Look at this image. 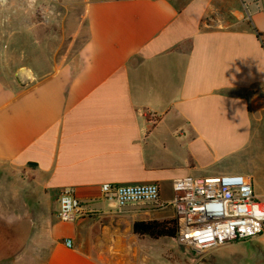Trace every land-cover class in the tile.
I'll return each mask as SVG.
<instances>
[{
	"label": "crops",
	"instance_id": "0c3cea01",
	"mask_svg": "<svg viewBox=\"0 0 264 264\" xmlns=\"http://www.w3.org/2000/svg\"><path fill=\"white\" fill-rule=\"evenodd\" d=\"M176 1L81 0L76 55L25 86L6 83L0 50V221L26 237L0 264H130L133 223L174 219V180L224 175L251 146L264 0ZM106 183L155 184L159 203L120 208ZM64 189L80 204L70 223Z\"/></svg>",
	"mask_w": 264,
	"mask_h": 264
},
{
	"label": "rangeland",
	"instance_id": "374dc122",
	"mask_svg": "<svg viewBox=\"0 0 264 264\" xmlns=\"http://www.w3.org/2000/svg\"><path fill=\"white\" fill-rule=\"evenodd\" d=\"M68 1L0 0V50L4 55L5 80L9 86L28 85L48 74L55 62L76 55L85 39V19L81 0ZM220 1L230 3L231 0ZM182 2L176 1L177 4ZM22 71L30 76H20ZM253 125L251 146L243 153L225 158L219 168L224 175L251 177L256 192L264 199V111L257 115ZM22 233L0 221V260L22 247L26 240ZM241 243L246 242L195 253L175 239L153 241L133 236L129 263L264 264V236L250 245L247 242L237 251L225 250L230 245Z\"/></svg>",
	"mask_w": 264,
	"mask_h": 264
},
{
	"label": "built area",
	"instance_id": "2783aa9c",
	"mask_svg": "<svg viewBox=\"0 0 264 264\" xmlns=\"http://www.w3.org/2000/svg\"><path fill=\"white\" fill-rule=\"evenodd\" d=\"M99 191L103 200L113 201L120 208L154 205L160 198L155 184L106 183L100 185ZM165 206L174 211L176 242L195 253L264 236V199L255 193L249 176L176 179L171 184V200ZM80 211L73 192L62 190L57 199L58 220L73 222L81 215Z\"/></svg>",
	"mask_w": 264,
	"mask_h": 264
},
{
	"label": "trees",
	"instance_id": "16d2710c",
	"mask_svg": "<svg viewBox=\"0 0 264 264\" xmlns=\"http://www.w3.org/2000/svg\"><path fill=\"white\" fill-rule=\"evenodd\" d=\"M132 233L137 237H145L153 241L160 239L174 240L177 234V224L175 219L134 222L132 225Z\"/></svg>",
	"mask_w": 264,
	"mask_h": 264
},
{
	"label": "bare ground",
	"instance_id": "6f19581e",
	"mask_svg": "<svg viewBox=\"0 0 264 264\" xmlns=\"http://www.w3.org/2000/svg\"><path fill=\"white\" fill-rule=\"evenodd\" d=\"M20 76H23V77H29L30 74H29L28 72H26V71H22V72L20 73Z\"/></svg>",
	"mask_w": 264,
	"mask_h": 264
}]
</instances>
